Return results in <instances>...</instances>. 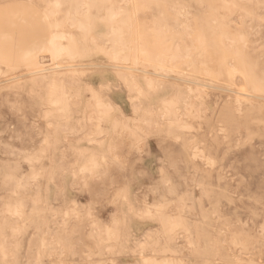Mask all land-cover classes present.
<instances>
[{
  "label": "rangeland",
  "instance_id": "obj_1",
  "mask_svg": "<svg viewBox=\"0 0 264 264\" xmlns=\"http://www.w3.org/2000/svg\"><path fill=\"white\" fill-rule=\"evenodd\" d=\"M53 1L0 0V264H264V0Z\"/></svg>",
  "mask_w": 264,
  "mask_h": 264
},
{
  "label": "bare ground",
  "instance_id": "obj_2",
  "mask_svg": "<svg viewBox=\"0 0 264 264\" xmlns=\"http://www.w3.org/2000/svg\"><path fill=\"white\" fill-rule=\"evenodd\" d=\"M53 3L55 5H57V6H60V1L59 0H55V1H53ZM115 17H116V13H110L108 15L109 19H115ZM111 29L113 30V35L115 37H120L121 36V33H120V29L121 28L119 26H111ZM219 29H220V27H219ZM220 31H221V29H220ZM67 36H70V35H65L64 33L61 32V34L53 35L52 38L63 39L65 37H67ZM225 36L227 37L228 35L226 34ZM202 43L203 42L201 41V44ZM50 45H51V47H50L51 57L54 60H58V59H60L63 56L70 57V58L73 56V52H72V48L71 47H68V46H66L64 44H60V43L54 42V41H51ZM110 58L115 60V61L122 62V61L127 59V56L125 55V50L124 49H122L120 47H116L115 49L113 48V50L110 52ZM117 68H119V67H117ZM121 68L122 67H120V69ZM123 69H125L126 71H128V70L129 71H136L137 70V71L141 72V70H138L137 67H124ZM147 74H150L152 76H160L159 73H156V72L155 73L154 72L153 73H147ZM117 75L124 82L123 84H125L127 88L133 89V90H135L136 92H139V93L142 92V90L137 87V83H136L137 81L134 80V78H132V76H133L132 74H129V72H118ZM51 81L54 82L55 79H53V77H52ZM158 81H160V80H158ZM142 82L144 83V85L149 90L155 91L156 89L159 88V85L157 84V81L155 79H153V78L146 77V78H144L142 80ZM192 84H194V83H192ZM188 92H189V90H188ZM151 99H153V98H151ZM49 102H50V104H53V105H61L63 103L62 99H60L59 97L50 98ZM163 110L165 112L171 114L172 111H173V103L171 102V103H167L166 105H164ZM181 127H183V125H181ZM99 148L101 149V147H99ZM93 156H91V157L89 156L90 158L86 162H84V166H87V165L91 166V165H94L96 163L95 159L93 158ZM13 211L16 214L20 213V209H18V208L13 209ZM161 219H162V223H163L162 232L168 236V238H167L168 245L166 247L170 250V248H171L170 247L171 246V240H172L173 235L175 234L176 230L178 228H182L184 231H186V232L188 231L189 232L188 225L182 221V218H181L180 215L176 216V217H173V216H170V215H164V216L161 217ZM157 264H163V262H159Z\"/></svg>",
  "mask_w": 264,
  "mask_h": 264
}]
</instances>
